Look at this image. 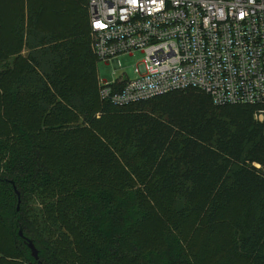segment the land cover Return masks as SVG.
Instances as JSON below:
<instances>
[{"label": "trees", "instance_id": "obj_1", "mask_svg": "<svg viewBox=\"0 0 264 264\" xmlns=\"http://www.w3.org/2000/svg\"><path fill=\"white\" fill-rule=\"evenodd\" d=\"M14 16L9 48L0 25V264H198L199 237L221 264H264L255 107L196 89L103 102L87 0H22Z\"/></svg>", "mask_w": 264, "mask_h": 264}, {"label": "built area", "instance_id": "obj_2", "mask_svg": "<svg viewBox=\"0 0 264 264\" xmlns=\"http://www.w3.org/2000/svg\"><path fill=\"white\" fill-rule=\"evenodd\" d=\"M92 53L118 76L98 96L127 106L196 89L264 123V0H87ZM142 54L129 79L119 57ZM258 167V166H257Z\"/></svg>", "mask_w": 264, "mask_h": 264}, {"label": "rangeland", "instance_id": "obj_3", "mask_svg": "<svg viewBox=\"0 0 264 264\" xmlns=\"http://www.w3.org/2000/svg\"><path fill=\"white\" fill-rule=\"evenodd\" d=\"M9 1V0H7ZM22 0H12V2H9L7 5V16L4 21L0 23L1 27L7 28L9 32H7V36L4 37V43L6 44L7 48L11 47L15 43V34L12 32L14 28H16V21L14 20V15L19 12L20 10V3ZM28 54V50L26 48H22V51L20 53L22 58H25ZM93 54V53H92ZM142 54L139 52L134 53L132 56H121L119 57V61L121 63V71L126 72V76L129 79H133L135 77L134 75V68L136 67L137 63L141 61ZM23 64L21 62H18L16 72H19L22 68ZM119 72L114 70V67L112 64H105L102 62L96 63V81L98 82V77L105 82H110L113 76H118ZM11 74L7 75L10 76ZM99 114L95 116V118H98ZM76 125L85 126L83 122V118L81 117L79 119V123ZM142 193L144 192L143 189L140 190ZM185 207L184 203H178L175 206V211H180L182 208ZM171 222H174L178 218L176 217L175 213L173 212V215H168ZM149 224L145 227L143 237L141 240V243L145 241V239L148 237V234L150 233L153 226H158L159 223L152 219L148 222ZM185 224L184 222H182ZM142 231V230H141ZM140 231V232H141ZM232 232H229L231 234ZM139 235L136 237V240H138ZM83 241V239H81ZM83 243V242H82ZM193 246L195 248V254H196V261L198 264H221V261L218 260V257H213L211 255L212 251L211 249L206 250L205 247H203V239L202 237L197 238L193 242ZM212 247V244L209 246ZM214 247V246H213ZM234 264H245L243 261H240L239 259Z\"/></svg>", "mask_w": 264, "mask_h": 264}, {"label": "water", "instance_id": "obj_4", "mask_svg": "<svg viewBox=\"0 0 264 264\" xmlns=\"http://www.w3.org/2000/svg\"><path fill=\"white\" fill-rule=\"evenodd\" d=\"M16 195H17V197H18V199H19V194H18L17 191H16ZM18 205H19V202H18ZM18 210H19V206L17 207V211H18ZM18 236H19L20 238L23 239L25 245L27 246V248H28L29 251H30V255H31V257H32L34 260L37 261V260H38V251H37V249L35 248V246H34V244L32 243V241L29 240V239H27V238H25V237L23 236L21 230H19V232H18Z\"/></svg>", "mask_w": 264, "mask_h": 264}]
</instances>
